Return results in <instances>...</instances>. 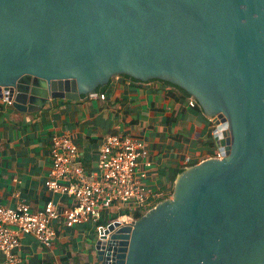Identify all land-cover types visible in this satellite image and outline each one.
Returning a JSON list of instances; mask_svg holds the SVG:
<instances>
[{"label":"water","instance_id":"1","mask_svg":"<svg viewBox=\"0 0 264 264\" xmlns=\"http://www.w3.org/2000/svg\"><path fill=\"white\" fill-rule=\"evenodd\" d=\"M121 75L185 90L222 157L100 228L98 264H264V0H0V98L19 112Z\"/></svg>","mask_w":264,"mask_h":264},{"label":"crops","instance_id":"2","mask_svg":"<svg viewBox=\"0 0 264 264\" xmlns=\"http://www.w3.org/2000/svg\"><path fill=\"white\" fill-rule=\"evenodd\" d=\"M99 89L106 94L103 100L55 98L38 112H19L0 101L1 205L15 207L24 202L35 212L50 199L59 210L74 203L66 195L50 193L44 184L51 167L53 134L73 140L88 176L96 171L104 136L118 133L140 138L152 162L145 170L144 184L152 194L160 195L156 200L171 196L184 168L214 157L218 151L212 138L214 123L199 105L189 106L191 97L179 90L171 94L159 80L142 82L124 75ZM109 216L104 213L102 223ZM102 223L68 227L60 217L51 224L56 237L50 247L31 235H22L16 253L29 264H98L94 242L105 226ZM0 264H4L1 252Z\"/></svg>","mask_w":264,"mask_h":264},{"label":"built area","instance_id":"3","mask_svg":"<svg viewBox=\"0 0 264 264\" xmlns=\"http://www.w3.org/2000/svg\"><path fill=\"white\" fill-rule=\"evenodd\" d=\"M87 97L103 100L106 94L95 91ZM0 101L11 105L7 98L2 97ZM188 104L194 107L196 101L189 98ZM50 141L51 167L45 187L52 194L70 197L74 203L59 210L50 199L35 212L24 202L15 207L0 204V252L4 255V264H29L16 253L22 235H31L43 246L50 247L56 237L51 224L60 217L68 227L98 223L104 213L135 219L138 213L152 208L160 196L152 194L144 184L145 170L152 162L140 138L118 133L104 136L96 171L89 176L80 164L78 147L69 136L53 134ZM214 157L222 156L217 151ZM185 161L189 163L190 158Z\"/></svg>","mask_w":264,"mask_h":264},{"label":"trees","instance_id":"4","mask_svg":"<svg viewBox=\"0 0 264 264\" xmlns=\"http://www.w3.org/2000/svg\"><path fill=\"white\" fill-rule=\"evenodd\" d=\"M126 77H128V76H126ZM159 81H160V80H159ZM161 82H163V83L168 87L169 92H170L171 94L174 93V90H179L183 96H185V97H189V94H188L185 90H183L182 88H180V87H178V86H176V85H174V84H172V83H170V82H167V81H161ZM170 88H173V89H170ZM97 91L100 92V91H102V89H99V88H98ZM197 105H198V104L196 103V106H197ZM197 107H199V106H197ZM199 108H200V107H199ZM169 196H170V195H168V196H164V197L160 198V200L166 199V198H168ZM160 200H156L154 203H157V202L160 201ZM144 213H145V212H142V213L140 212V213H138V214L135 216V219L141 217ZM114 219H115V218H112L111 221H113ZM111 221H110V222H111ZM105 226H106V224H105ZM105 226H104V227H105Z\"/></svg>","mask_w":264,"mask_h":264},{"label":"rangeland","instance_id":"5","mask_svg":"<svg viewBox=\"0 0 264 264\" xmlns=\"http://www.w3.org/2000/svg\"><path fill=\"white\" fill-rule=\"evenodd\" d=\"M143 212V211H142ZM141 212V213H142ZM145 212V211H144ZM115 214H117V213H113L111 216H109V217H107V219L106 220H104V222L102 223V220H101V223L102 224H106V226L109 224V222H110V220H111V218H115L116 217V215ZM94 224H96V223H94Z\"/></svg>","mask_w":264,"mask_h":264}]
</instances>
